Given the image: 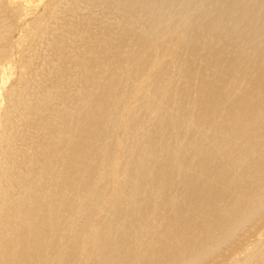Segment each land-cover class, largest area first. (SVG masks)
<instances>
[{
	"label": "bare ground",
	"instance_id": "1",
	"mask_svg": "<svg viewBox=\"0 0 264 264\" xmlns=\"http://www.w3.org/2000/svg\"><path fill=\"white\" fill-rule=\"evenodd\" d=\"M0 264H264V0H0Z\"/></svg>",
	"mask_w": 264,
	"mask_h": 264
}]
</instances>
